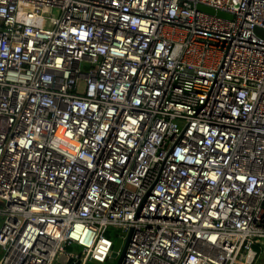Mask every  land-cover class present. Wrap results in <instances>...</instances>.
<instances>
[{"label":"built area","instance_id":"2783aa9c","mask_svg":"<svg viewBox=\"0 0 264 264\" xmlns=\"http://www.w3.org/2000/svg\"><path fill=\"white\" fill-rule=\"evenodd\" d=\"M258 30L264 0H0V264H259Z\"/></svg>","mask_w":264,"mask_h":264},{"label":"water","instance_id":"95a60500","mask_svg":"<svg viewBox=\"0 0 264 264\" xmlns=\"http://www.w3.org/2000/svg\"><path fill=\"white\" fill-rule=\"evenodd\" d=\"M199 10H202V11H205L209 14H215L219 17H226V14L225 13H222V12H215L214 10L212 9H209V8H206V7H199ZM258 33L261 34V35H264V32L263 31H260L258 30ZM128 244H129V239L126 241L125 245H124V248H123V251H122V254L121 256L119 257V261H118V264H122L123 262V259L125 257V253H126V250H127V247H128ZM122 246V240H118L116 243H115V246H114V251L111 255V258L109 259V262L110 263H114L116 258H118V251L120 250ZM79 258H81V254H78V259H75V258H67L65 255H63L61 258H60V263L61 264H81V261L79 260ZM88 264H97L95 262H90Z\"/></svg>","mask_w":264,"mask_h":264},{"label":"rangeland","instance_id":"374dc122","mask_svg":"<svg viewBox=\"0 0 264 264\" xmlns=\"http://www.w3.org/2000/svg\"><path fill=\"white\" fill-rule=\"evenodd\" d=\"M0 207H1V205H0ZM2 222H3V218L0 216V226H1ZM119 233H120L119 231L111 230L110 237H111L112 239H115V240H116V239H117V235H118ZM124 245H125V242H124ZM124 245H123V247H122V249H121V254H122V251H123ZM77 251L80 252V249L77 248ZM120 256H121V255H120ZM120 256H119V257H120ZM119 257L115 260L114 263H110V262H108V264H118ZM259 264H264V253H263V256H262V258H261V262H260Z\"/></svg>","mask_w":264,"mask_h":264},{"label":"crops","instance_id":"0c3cea01","mask_svg":"<svg viewBox=\"0 0 264 264\" xmlns=\"http://www.w3.org/2000/svg\"><path fill=\"white\" fill-rule=\"evenodd\" d=\"M1 255H2V253H1V250H0V261H1V257H2Z\"/></svg>","mask_w":264,"mask_h":264}]
</instances>
